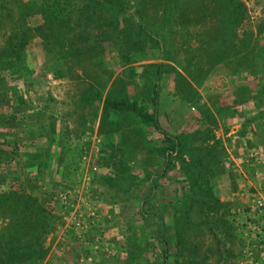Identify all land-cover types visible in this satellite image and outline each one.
<instances>
[{
	"label": "rangeland",
	"instance_id": "rangeland-1",
	"mask_svg": "<svg viewBox=\"0 0 264 264\" xmlns=\"http://www.w3.org/2000/svg\"><path fill=\"white\" fill-rule=\"evenodd\" d=\"M186 1L180 0V4ZM239 1L244 6L242 18L220 59L213 48L219 40L212 38L205 20L188 23L182 17L178 19L175 10L167 18L165 10L172 0L134 2L141 5L143 22L150 32L163 42L166 58L145 57L117 63L112 58V45H105V40H125L120 30L131 15L122 16L118 10L110 9L107 2L99 10H85L89 18L85 33L88 30L87 40L102 49L94 56L101 66L75 61L68 53L51 59L43 52L44 57L42 44L37 47L33 41L41 36L39 28L29 30L23 73L12 78L7 75L3 81L7 94L21 93L24 103L15 112L9 106L7 110L1 108L4 114L15 116L14 125L5 124V135L14 142L16 151L8 164L12 177L0 188L6 192L16 189L19 194L29 192L46 207L54 208L59 216H55L52 229L40 234L42 245L48 247L40 264L73 260L79 264H114L129 260L126 236L136 218L134 194L144 196L151 190V178L141 184L136 182L147 160L146 127L129 114L119 116V129L106 136L121 150H116L113 163L121 159L128 169L124 173L117 171L109 185L102 183V179L97 181V177L110 170L111 159L107 161L101 150V135L97 131L99 107L93 105V88L101 96L145 99L150 88L148 78L158 62L163 63L158 120L167 131L184 133L188 154L184 162L208 152L207 164L216 176L220 197L228 204V219L241 217V209L248 206L252 195L264 196V0ZM6 24L0 22V27ZM102 30L107 39L99 37ZM69 36L70 40L79 37L74 33ZM210 38L213 42L205 43ZM62 49H67L66 43ZM206 51L211 52L210 63L204 56ZM87 89L92 91L86 97ZM241 126L246 128L244 133L239 131ZM40 145L45 149L42 157L30 156ZM227 172L232 177L230 182L221 175ZM158 184L165 201L171 195V181L158 179ZM2 217L0 224L7 219ZM256 223L258 228L249 222L250 229L244 228L240 233L235 225L225 246L216 245L219 251L214 249V236L204 234L196 254L207 255L205 264H243L241 254L247 241L261 237L264 244V218ZM89 227L91 230L87 231ZM256 232L260 237L254 235ZM207 245L213 253L205 249ZM183 255L189 258V254Z\"/></svg>",
	"mask_w": 264,
	"mask_h": 264
},
{
	"label": "trees",
	"instance_id": "trees-1",
	"mask_svg": "<svg viewBox=\"0 0 264 264\" xmlns=\"http://www.w3.org/2000/svg\"><path fill=\"white\" fill-rule=\"evenodd\" d=\"M194 1L187 0L186 3L180 4V0H172L173 6H167L166 16L171 17L172 11L175 10L178 19L182 17L185 22L205 20L204 25L210 26L212 38L214 37L215 41L219 40L217 45H214V42L213 48L216 58L220 59L226 53L225 47L231 42L230 38L235 36V28L242 18L244 6L239 0H210V3L203 0ZM105 2L110 9L118 10L122 16L124 13L131 15L130 21L125 22L120 30L126 37L125 40L113 43L111 39L113 41L116 39L112 37L105 40L107 44L104 41L105 45H112L110 46L113 50L112 58L117 63H129L145 57L166 58L163 42L158 36L153 35L143 22V10L141 5L134 4L135 0H78V3L73 0H0V22H7L6 26L0 27V185L12 177V170L8 164L16 151L14 142L11 143L5 135L7 130L5 124L14 125L15 116L4 114L1 108L7 110L6 107L9 106L12 108L11 112H15L19 105L24 103L21 93L7 94L9 91L4 89L3 81L7 79V75L12 78L13 75L23 73L26 67L29 30L39 28L41 36L39 40L33 41H36L35 46L42 44L40 47L42 55L44 52L48 58L56 56L58 59L68 53L75 61L101 66V61L94 60V56L102 49L87 40L88 30L85 33V27L89 18L85 10L87 7L94 11L99 10L106 7ZM203 32L204 30H201L200 34ZM72 33L79 37L70 40L69 35ZM99 37L107 39L104 30ZM212 38L205 43L213 42ZM63 43L67 45L66 50L62 49ZM231 47H234L232 43ZM232 50L233 55H236L235 50ZM208 53L204 52V56L210 63L212 60L208 59ZM162 65V62H158L154 71L150 73L148 78L150 88L145 99L126 95L101 96V92L93 88V105L99 107L97 131L101 135V150L105 152L107 161L111 159L110 170L100 178L97 177V181L102 179V183L109 185L118 174L117 171L124 173L128 169L121 159L113 163L116 150L120 148L106 136L119 129V116L129 114L146 127L144 147L147 160L143 163V172L136 182L141 184L142 181L151 178L149 183L151 190L144 196L134 194L136 218L129 225L130 233L126 236L129 260L122 263L113 261L114 264H205L207 255L204 252L200 256L196 254L204 234L214 236V249L219 251L216 245L219 246L221 243L225 246L235 225L240 233L247 228L246 226L248 230L250 229L247 225L249 222L258 224L256 222L260 218L256 213L254 215L247 213L246 206L241 209V217L233 216L232 220L228 219L229 207L220 197L214 179L216 176L207 164L208 152L194 155L189 162H184L185 155H188L185 154L184 133L167 131L157 117ZM108 72L110 75L111 70ZM90 91L92 90L87 89L84 95L87 97ZM49 130H53L52 124ZM239 131L244 133L246 128L241 126ZM44 152L45 149L40 145L30 153V156L41 158ZM221 175H225L229 182L232 179L229 172ZM158 179L171 181V195L165 201L162 200L164 195ZM20 185L23 186L21 182ZM128 186L135 185L128 183ZM126 188L124 186L122 189L125 193ZM59 214L61 215L60 211ZM0 215L2 218L7 217L0 224V264H40L48 252V247H44L40 241V234L53 228L54 218L58 216L54 208L46 207L29 192L19 194L16 189L6 192L0 188ZM90 227L87 231L91 230ZM254 235L260 237L259 232ZM262 242L261 237L248 241L257 253L264 250ZM125 249L124 247L123 250ZM205 249L213 253L211 246L207 245ZM184 253L189 254L188 259L184 258ZM46 263L51 264L50 261ZM64 264L79 262L64 261Z\"/></svg>",
	"mask_w": 264,
	"mask_h": 264
},
{
	"label": "built area",
	"instance_id": "built-area-1",
	"mask_svg": "<svg viewBox=\"0 0 264 264\" xmlns=\"http://www.w3.org/2000/svg\"><path fill=\"white\" fill-rule=\"evenodd\" d=\"M247 209L248 213H251L253 215L256 213L260 215L261 219L264 218V196L252 195L250 198V202L248 201ZM258 226L259 225L256 224L255 228H258ZM254 250L255 249H252L249 243L244 247L241 254V261L243 262V264H264V250L260 251L259 253L255 252Z\"/></svg>",
	"mask_w": 264,
	"mask_h": 264
},
{
	"label": "crops",
	"instance_id": "crops-1",
	"mask_svg": "<svg viewBox=\"0 0 264 264\" xmlns=\"http://www.w3.org/2000/svg\"><path fill=\"white\" fill-rule=\"evenodd\" d=\"M158 103V102H157ZM157 106H158V104H157Z\"/></svg>",
	"mask_w": 264,
	"mask_h": 264
}]
</instances>
